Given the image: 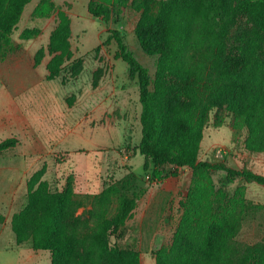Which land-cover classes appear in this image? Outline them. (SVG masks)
<instances>
[{"label": "trees", "instance_id": "1", "mask_svg": "<svg viewBox=\"0 0 264 264\" xmlns=\"http://www.w3.org/2000/svg\"><path fill=\"white\" fill-rule=\"evenodd\" d=\"M30 1L0 0V51ZM127 4L139 12L134 28L139 46L157 57L151 82L123 36L111 30L115 57L127 63L128 77L137 79V148L153 164L152 175L160 180L167 176L165 165L186 166L196 176L223 171L229 182L240 178L264 185L263 174L198 160L209 111L222 107L232 115L234 128L246 129L244 148L264 151V0H88L87 11L108 22L111 5ZM57 18L47 44L46 80L59 77L66 65L70 77L82 69L81 59L72 58L70 20L63 10ZM17 143L16 137L1 140L0 153ZM43 174L41 167L28 178L26 203L11 216L17 244L49 251L50 264H140L138 250L110 241L119 237L136 205L137 195L121 193L126 182L77 195L70 180L52 190ZM116 195L119 204L110 216ZM186 200L171 240L152 252L155 264H264V243L234 239L250 203L238 194L228 198L197 186Z\"/></svg>", "mask_w": 264, "mask_h": 264}, {"label": "rangeland", "instance_id": "2", "mask_svg": "<svg viewBox=\"0 0 264 264\" xmlns=\"http://www.w3.org/2000/svg\"><path fill=\"white\" fill-rule=\"evenodd\" d=\"M87 3L31 0L0 51V141L18 140L15 147L0 153V264H50L49 251L34 250L29 242L17 244L10 225L12 214L26 203L28 178L41 167L42 179L52 190H60L70 180L77 195L96 194L108 184L126 182L121 193L137 195L136 205L119 237L110 241L138 250L140 264H155L152 252L171 240L186 211L188 191L196 186L228 198L238 194L250 203L251 211L234 239L242 244L264 243V185L240 178L229 182L223 171L196 176L186 166L165 165L167 176L160 180L152 175L153 164L137 148L141 137L137 79H130L127 63L115 57L111 30L123 36L148 69L151 82L157 57L139 46L134 33L139 12L129 4L111 5V17L105 22L88 13ZM58 10L70 20L72 58L81 59L82 69L70 77L66 65L59 77L46 80L47 44ZM232 121L225 107L209 111L198 160L264 175V151L246 150V129L234 128ZM171 171L176 174H168ZM118 204V195L113 196L110 216Z\"/></svg>", "mask_w": 264, "mask_h": 264}]
</instances>
